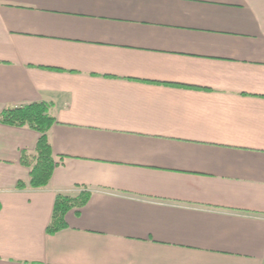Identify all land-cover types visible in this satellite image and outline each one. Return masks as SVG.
Listing matches in <instances>:
<instances>
[{"label": "crops", "instance_id": "crops-1", "mask_svg": "<svg viewBox=\"0 0 264 264\" xmlns=\"http://www.w3.org/2000/svg\"><path fill=\"white\" fill-rule=\"evenodd\" d=\"M38 101L46 188L0 123V264H264V0H0V112Z\"/></svg>", "mask_w": 264, "mask_h": 264}, {"label": "trees", "instance_id": "trees-1", "mask_svg": "<svg viewBox=\"0 0 264 264\" xmlns=\"http://www.w3.org/2000/svg\"><path fill=\"white\" fill-rule=\"evenodd\" d=\"M51 104L38 101L15 107H8L0 112V123L26 127L39 134L34 154L26 151L20 152V163L29 170V187L32 189L46 188L54 168L51 148L47 138V131L55 122L50 113ZM24 184L18 181L17 189H22ZM76 195L58 193L55 196L52 215L46 228L48 234L65 227L64 216L71 209L82 207L90 197L91 191L84 186H78Z\"/></svg>", "mask_w": 264, "mask_h": 264}]
</instances>
